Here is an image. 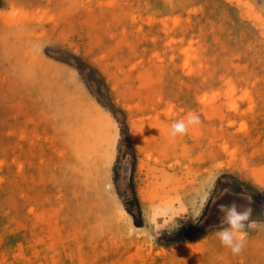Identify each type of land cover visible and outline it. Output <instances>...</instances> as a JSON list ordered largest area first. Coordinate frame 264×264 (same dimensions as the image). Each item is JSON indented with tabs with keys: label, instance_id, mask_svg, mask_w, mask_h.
I'll list each match as a JSON object with an SVG mask.
<instances>
[{
	"label": "rangeland",
	"instance_id": "374dc122",
	"mask_svg": "<svg viewBox=\"0 0 264 264\" xmlns=\"http://www.w3.org/2000/svg\"><path fill=\"white\" fill-rule=\"evenodd\" d=\"M232 202L264 224V0H0V264H264Z\"/></svg>",
	"mask_w": 264,
	"mask_h": 264
},
{
	"label": "clouds",
	"instance_id": "9594fccd",
	"mask_svg": "<svg viewBox=\"0 0 264 264\" xmlns=\"http://www.w3.org/2000/svg\"><path fill=\"white\" fill-rule=\"evenodd\" d=\"M201 123V119L194 112L189 111L186 118L173 122L169 127V136L175 138L187 134L191 126ZM228 192V189L224 190ZM212 190H209L202 198L200 211L202 212L207 204ZM219 212L221 215L220 230L215 232L220 244L229 249L233 255H239L245 248L249 229L264 228V224H258L257 221L251 220L252 209L237 205L232 202L230 204H220ZM129 237L132 233H128Z\"/></svg>",
	"mask_w": 264,
	"mask_h": 264
},
{
	"label": "trees",
	"instance_id": "16d2710c",
	"mask_svg": "<svg viewBox=\"0 0 264 264\" xmlns=\"http://www.w3.org/2000/svg\"><path fill=\"white\" fill-rule=\"evenodd\" d=\"M225 176H227V175H225ZM225 176H223V177H225ZM251 188H252V186L247 185L246 183H241V184H240V191H241L242 193H244L245 195H247L248 197L253 198V197H254V193L248 191V189L251 190Z\"/></svg>",
	"mask_w": 264,
	"mask_h": 264
},
{
	"label": "bare ground",
	"instance_id": "6f19581e",
	"mask_svg": "<svg viewBox=\"0 0 264 264\" xmlns=\"http://www.w3.org/2000/svg\"><path fill=\"white\" fill-rule=\"evenodd\" d=\"M25 19V18H24ZM10 20V19H9ZM13 21V20H12ZM125 172H128V169H127V167L125 168Z\"/></svg>",
	"mask_w": 264,
	"mask_h": 264
}]
</instances>
